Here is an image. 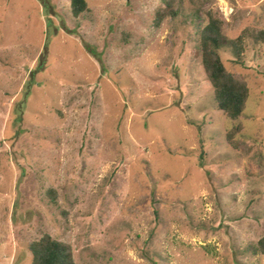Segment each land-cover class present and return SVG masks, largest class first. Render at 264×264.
Wrapping results in <instances>:
<instances>
[{"label":"rangeland","instance_id":"1","mask_svg":"<svg viewBox=\"0 0 264 264\" xmlns=\"http://www.w3.org/2000/svg\"><path fill=\"white\" fill-rule=\"evenodd\" d=\"M85 1L0 0V264L43 233L74 264H264V42L218 51L235 120L198 50L207 10L233 38L264 0H177L158 27L161 0Z\"/></svg>","mask_w":264,"mask_h":264},{"label":"trees","instance_id":"2","mask_svg":"<svg viewBox=\"0 0 264 264\" xmlns=\"http://www.w3.org/2000/svg\"><path fill=\"white\" fill-rule=\"evenodd\" d=\"M69 9L73 16L82 14L88 9L85 0H68ZM177 0H161V5L154 12L153 24L159 26L160 21L167 16H175V3ZM205 22L198 27V50L200 63L207 80L211 84L215 108L224 112L230 119H237L242 113L247 97L248 88L246 83L228 72L221 61L218 51L221 48H230L235 63L240 62V56L244 51V37L250 34L253 41L264 42V28L249 33L242 30L233 38H228L223 33L224 21L213 15L210 10L205 12ZM238 124L234 129L226 133L227 140H231L237 131ZM49 198L54 197L53 190L47 189ZM254 249L264 256V232L256 240ZM27 250L31 254L30 264H74L71 247L59 240L54 239L48 233L41 234L37 239L27 244Z\"/></svg>","mask_w":264,"mask_h":264}]
</instances>
